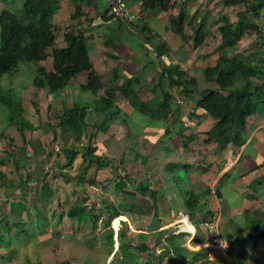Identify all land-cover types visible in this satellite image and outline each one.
<instances>
[{
    "label": "rangeland",
    "instance_id": "obj_1",
    "mask_svg": "<svg viewBox=\"0 0 264 264\" xmlns=\"http://www.w3.org/2000/svg\"><path fill=\"white\" fill-rule=\"evenodd\" d=\"M88 1L89 0L82 3L86 17L83 16L79 19H71L70 16L73 12L71 0H60V7L53 20V24H57L54 46H64L63 34L67 27L76 31L78 26H81L86 32L87 40H90L91 44L95 42V51L97 52L104 50V47H102V44H104V38H102L104 34H109L110 40L115 41V35H119L118 32L125 28L127 31L129 30L128 35H131L133 39L140 43L143 42L141 31L139 29L138 31L136 27L131 25L137 23L136 18L131 21L121 19L122 22L120 26L119 24L116 25L121 28H116V26L114 27L116 23L113 20L112 22H106L102 18L103 15L107 14L104 8L109 0ZM124 1L127 2L128 5L136 1L137 5L132 4L133 6L131 5V7L137 14L141 12L137 10V6L140 4L138 0ZM172 2L169 11L164 13V19L167 20L166 26H170V20L174 19L180 10L184 11L185 9L184 4L186 1L173 0ZM189 4L191 12L193 8V13L191 16H188L185 28L187 31L191 30V26L199 20L203 13H205L207 29L210 32V36L207 39L209 47H214L215 43L218 42L219 32L217 26L221 24L220 17L227 15V20L234 21L236 19V11L243 8L240 4L226 7L220 0H193V2L190 1ZM2 8L3 5L0 0V10ZM147 13V17H149L151 13ZM154 13L157 15L158 12ZM193 16H195V19L192 18ZM87 20L90 21V23H88ZM188 21H191V26ZM156 23L159 24L160 22L157 21ZM259 23L262 24L264 30V17L260 18ZM136 25L137 28H139L138 23ZM107 30H109V32H107ZM106 45L108 46V44ZM256 47L260 48L259 55L264 62V35L262 38L255 39V34L253 32L246 34L235 48H228L226 52L228 54H233L236 51L244 52V55L249 57ZM105 50L106 53L107 49ZM51 51L52 47H48L46 50L48 57L46 59L31 61L26 65L20 66L16 74L12 76L5 74L0 77L1 91L13 88L12 94L21 98L23 117L35 127V130L24 129V133H20L14 124H8L5 118L8 109L5 105L0 103V155L8 153L11 149L10 158L6 160L5 165L1 168L6 174L4 181L7 183L10 181L18 182L20 179L24 180L20 188L26 189V192H24V200H26L29 206L28 213L22 212V216H17V218L13 217L12 220L18 218H22V220L26 219L27 227H31V233H29V235L17 236L15 240L12 238L7 246L0 245V253H4V258H7L6 261L0 258V264H27L28 262H32V264H108L113 252L118 247L117 234L121 231L124 232V235L132 244L142 243L147 247L146 251L137 250L140 260L153 259V264H173L175 262L173 256L176 254V250L180 251L178 246H183L189 250H194L195 247L197 248V245L192 241V234L190 233L194 231L193 225L198 230V235L206 234V226L199 221L203 213V203H205V199L201 200L203 195L198 193L200 184L195 185L194 188L193 183L189 181L190 177L188 171L189 169H193V164L187 167L183 166L181 161L183 159L182 151H179V147H177L175 142V144H173V139L171 140L170 138L164 145L165 150L163 152L168 155L166 162L169 161L174 163L177 161L178 163L177 166H173V170L170 169L167 172L171 175V179H166L163 175V169H165V167H163V158H161L163 154L161 151V142L156 143L154 146H150L154 148L153 150L157 152L158 158L161 159L153 161L154 172L152 175H149V178L146 173V167L144 166V164L149 163L146 161V163L141 165L142 162L139 160L141 159L140 157H143L144 160L147 157L152 159L153 155L145 150V143L147 140L144 137H138L140 135L144 136L143 133H138V131L141 129V124L147 123L148 119L140 111L137 112L133 109V111L127 112V110H121L116 115L119 119L123 118L124 121H122V123L118 120V122L114 121L116 123L113 122V125L107 133H101L94 139L95 143L100 142V149L105 148V150H102L103 153L100 156L104 159H109L110 165L99 169H96L94 163L90 166L85 176L87 179L95 178L96 183L94 185H89L87 183L79 185L74 181H66L65 176L63 177L64 173L74 176L81 170V167L76 169L79 156L75 158L72 167H62L64 155L60 149L63 146L69 147L71 139L67 137L62 140L59 137H52L51 131L56 125L54 115L61 111L63 104H71V99L74 96H77L75 98L76 101L81 103L84 101H91L92 96L90 92H76L79 78L80 80L83 78L80 74L77 78L71 79L70 86L54 94V96L49 95L47 91L39 89L32 84V78L40 73L41 70L43 73L51 72ZM91 52L92 50L90 53ZM159 56V59L167 66L165 68H169V65L173 63V58L170 54L166 55L162 53ZM154 63L151 64L147 70L153 69L154 65H156ZM180 71L183 72L182 74L185 75L186 78H191L188 72ZM131 77H133V75H131ZM197 77L204 78L203 72L197 70L193 73V78L196 79ZM135 88L137 89V87ZM160 93L161 90L158 89L153 92V96L158 97ZM153 96L148 98V96L141 95L144 101L152 99L150 100L151 108H153L155 103L159 100L153 98ZM48 103H50L51 109L47 108ZM183 105L184 103L173 104V108L178 106V110L172 116L173 119L179 120L178 117L181 116H179L181 111H186L181 107ZM180 107L182 108L181 111L179 110ZM151 108L148 110L149 114H153ZM113 109H116V105H114ZM194 113L193 111V114ZM212 118L213 122L217 121L216 117L212 116ZM171 122L172 120H169L165 126H169ZM173 129L177 131L178 125L175 124ZM171 131L167 128L166 133H162L163 137L167 135L171 136ZM92 132L93 128L91 126L86 128L82 141L76 144L79 151L85 148L89 135ZM144 132L150 133V129H145ZM179 132L180 134L176 135L178 138H176V141L179 145L184 147V143L187 142L186 137L192 138V136H188V134L185 133V129H180ZM128 137L131 139H128ZM196 138L195 145H199L201 143V138H199V136ZM56 147H58V149H56ZM107 147L109 148L106 150ZM197 157L198 154L195 158ZM24 158L26 159L25 162L23 161ZM133 158L139 159L137 160L138 163L134 162L135 160L133 161ZM19 165H23L24 167L16 170V166ZM58 173H60V176L56 177ZM118 180L125 181V186L121 192H117L115 188V183ZM44 181H47L52 189L51 195L46 199L42 197V183ZM139 181L148 182L150 185L156 186L159 190V194H161L158 199V213H165V217L158 228L150 226L152 224L149 222L151 216H142L134 211H123L119 205V202L131 200L129 195L124 192L133 190ZM162 182L165 184L164 188H162ZM0 188L11 187L2 185ZM247 189L249 188H245V191L247 193L250 192V189ZM191 191L195 194L193 198L197 200V204H194L192 214L187 212V208L183 203L185 198L190 197ZM251 192H254L251 194L256 196L257 199L253 200L255 206L250 209L251 211L248 210V212H245V214L247 216H258L261 214V211H264V188L259 192L251 188ZM205 197L208 198V195L206 194ZM232 197L235 198V196ZM18 198H20V194H18ZM76 202H84L87 208L93 209V213L95 212V214L97 213V215H99L94 224H92L91 219L78 222L75 219H69L66 215L61 218L60 222L57 221L59 216L58 213L65 212ZM104 202L116 205L117 208H119L118 212H120V215L115 216L109 223H107V212L102 209V204ZM3 209L7 210V204L0 206V216ZM37 209L40 211L37 212ZM39 214L44 215L46 219H41ZM182 215L188 217L193 225L189 220H184L186 217L183 218V224L180 221H175L182 217ZM202 218L204 217L202 216ZM122 220H124V222H122ZM212 220L206 219L205 221L209 222ZM238 220L241 222L243 221L244 224L242 226L246 225L244 217L238 216ZM41 221H43V224H41ZM220 226L218 225V228L221 232ZM236 227L237 224L230 222L227 228L234 231ZM239 227H241V225H239ZM9 230H12V228H9ZM188 230L190 232H188ZM111 232L114 239L112 247L108 243V236ZM6 235V240L8 241L10 235ZM163 247L169 250L168 252H163L160 256L159 248ZM171 247L173 248L172 251H170ZM262 249L263 247L261 246L254 252L252 258L253 263H255L258 256H260L259 254ZM164 250L165 249H163V251ZM150 253H154V257H152ZM209 253H213L212 250H210ZM209 253L207 254L206 260L204 257L200 259L201 262L199 260L195 264H227L228 261L226 262V259L222 257V253L214 257L212 254L209 255Z\"/></svg>",
    "mask_w": 264,
    "mask_h": 264
},
{
    "label": "trees",
    "instance_id": "obj_2",
    "mask_svg": "<svg viewBox=\"0 0 264 264\" xmlns=\"http://www.w3.org/2000/svg\"><path fill=\"white\" fill-rule=\"evenodd\" d=\"M85 1L87 0H71L73 5L71 19L86 17L82 5ZM111 1L109 0L104 8L106 11ZM172 1L142 0L141 5L144 9H150L153 12L167 11L173 3ZM220 1L226 6L240 4L243 8L236 11L234 21H229L227 16H222L224 21L219 26L221 41L216 48L218 52L217 59L213 64L202 69L205 80L215 82L217 88L201 90L195 101V106L217 118V121L207 132L204 141L206 143L213 142L219 149H223L228 144L240 146L244 141L241 130L248 119L247 117L264 110V62L259 55L260 48L256 47L249 57L245 56L244 52L236 51L233 54L226 52V49L237 45L245 34L254 32L255 39L263 37L264 30L259 21L260 18L264 17V0ZM1 4L3 8L0 10V77L5 74L8 76L16 74L20 66L31 61L46 59L48 57L46 53L48 47H52L50 53L51 72L43 73L41 70L31 80L34 86L47 91L49 95H54L63 90L68 81L75 78L77 74L80 72L86 73V82L80 84V89L93 94L92 100L83 103L75 100L71 106L63 104L61 111L54 115L56 125L53 127L51 134L53 138L59 137L64 140L70 137L71 139L69 147L63 146L60 149L64 155L63 168L72 167L75 158L77 156L81 157V170L75 176L64 173L65 180L68 182L74 181L79 185L86 183L94 185L96 183L95 178L87 179L85 173L93 163L96 169L110 165L109 159L100 156L105 148L100 149V142L95 143L94 139L99 133H105L110 124L117 119L116 114L120 109L117 107L113 109L115 98L119 96L125 98L143 114H146L151 108L150 100L152 99L144 101L139 95V91L134 85L137 81L135 76L128 77L120 84L112 85L111 88L104 89L103 95H98L99 90L104 87V82L101 81L100 76L93 68L89 55V49L92 45L87 42V34L83 28L78 26L76 31H73L67 27L63 34L65 45L54 46L57 24H53V20L60 7V0H1ZM102 18L104 21L117 19L121 22L120 18L107 14L103 15ZM192 18L195 19L194 16ZM187 19L188 15L180 10L175 18L170 20V28L175 33L191 39L194 46H200L210 34L205 18L202 17L193 24L190 33H187L184 29ZM87 22L90 23L88 20ZM188 22L191 25V21ZM162 48H165L164 44H162ZM182 73L177 65H169V68H163L158 77L165 75L169 84L180 85L181 92L185 95L198 91L195 78H186ZM158 86L162 92L158 97L153 96V98L159 100L151 109L153 116L167 119L168 115H174L178 109H172V94L165 91L161 84H158ZM12 90L13 88L2 91L0 89V103L9 110H7L5 116L8 124H14L20 133H24V129L34 130L35 127L22 115L21 98L12 94ZM47 108L51 109L50 103L47 104ZM119 121L122 123L124 119L122 118ZM89 126L93 128V132L89 135L85 148L79 151L76 144L82 141L84 131ZM187 139L189 141L192 138L188 137ZM10 151L11 149L8 153L0 155V186L5 185L11 187V189H16L22 186L24 180L20 179L18 182L10 181L6 183L4 181L6 174L1 170L6 160L11 156ZM174 165L177 166L178 163L167 164V170H173ZM183 166L185 167V165ZM16 170H19V166H16ZM58 176H60V173L56 177ZM124 186V180H118L115 183L117 192H121ZM42 187V197L46 199L51 195L52 189L47 181L42 183ZM124 193L129 195L131 200L119 202L121 209L123 211H134L142 216H151L150 219H153L154 222L150 226L158 228L160 224L157 221L159 216L158 199L161 196L158 188L148 182L139 181L133 190ZM193 197H195V194L191 191L190 197L185 198L183 201L187 212L190 214H192L194 204H197L196 198ZM247 199L253 201L257 197L248 194ZM28 209L29 206L23 197L9 202V212L11 214L19 216L21 212L28 211ZM102 209L107 212V223L115 216L120 215L119 208L114 204L104 202ZM38 211L40 210L37 209ZM245 212H248V210L243 213L245 226H237L234 231L227 228L228 225L223 226V233L229 238V245L222 253V257L226 259V262L228 261L227 264H264V211H261L258 216H247ZM58 214V222L66 215L69 219H75L78 222L91 219L92 224L99 216L97 213H93V209L87 208L84 202L73 203L65 212ZM208 214H211V212L206 211L203 214L204 218L201 216L200 223H203L206 219L212 220V217ZM39 217L46 219L42 214H39ZM185 217L183 215L181 220H188L187 217L183 220ZM231 223H233L232 220ZM41 224H43V221H41ZM27 226L26 220L18 218L11 221L1 214L0 245L7 246L10 239L15 240L17 236L29 235L31 227ZM9 228H12V230H9ZM6 234L10 235L8 241L6 240ZM108 237V243L112 247L114 243L112 232ZM117 240L118 247L113 252L108 264H153V259L140 260L138 257V251H146L145 244H132L122 231L117 234ZM192 241L196 244L201 240L199 237H194ZM261 246L263 249L260 251V256L253 263L254 252ZM178 247L180 251L176 250L177 252L173 256L175 260L173 264H195L204 257L206 260L207 254L211 250L210 247L197 250H189L183 246ZM163 249L165 250L163 251ZM168 250L164 247L159 248L160 256ZM172 250L171 247L170 251ZM154 253H150V255L154 257Z\"/></svg>",
    "mask_w": 264,
    "mask_h": 264
},
{
    "label": "crops",
    "instance_id": "obj_3",
    "mask_svg": "<svg viewBox=\"0 0 264 264\" xmlns=\"http://www.w3.org/2000/svg\"><path fill=\"white\" fill-rule=\"evenodd\" d=\"M138 1L140 2V4L137 6L138 8L137 10L141 11L138 14L131 7L132 4L137 5L136 1L130 3L129 4L130 6L128 4L127 5L131 10V12L134 14L135 16L134 18H136V22L138 23L139 28H137L136 25L137 23L135 25L134 24L131 25L133 27H136L137 30L139 29L141 31L140 32L141 35H143L142 43L137 42L135 39H133L131 35H128L129 30L127 31L125 28L123 30H120V32H118L119 35H115L116 36L115 41L110 40L109 34L106 33L103 35L104 37L102 38H104L103 41L105 43L102 44V47H104V50H101L100 48L101 51L99 52L95 51V42L91 44L92 46H90L89 55L93 68L100 76L101 81L104 82V87L103 89L99 90L98 95H103L104 89L111 88L112 85L120 84L124 79L131 77V75H133L137 78V81H135L136 83L134 85L135 87H137L140 96L141 95L146 97L148 96V98L150 96H153L154 95L153 92L160 89L158 84L159 85L161 84V86L164 88L165 91L172 94L171 105L173 110H176V108H178V106L173 108V104L184 103V105L181 107L184 108L186 111L185 112L181 111L182 108L180 107L179 110L181 111V114H179V116L180 115L181 116L178 117L179 120L173 119L172 117L173 115H168L167 119H161V118H157L155 115L153 116V114H149L148 112L144 114L148 119V121L145 124L144 123L141 124L140 127L141 129L138 131V133H143L144 136L140 135L138 137H144L147 140L145 143V150L149 154L152 153L153 157L152 159L147 157L145 160L143 159V157H140L141 158L140 160L133 158V161L135 160L134 162H137V160H139L140 162H142L141 165H143L147 161V163L149 164H144V166L146 167L147 170L146 172L148 174L147 176H149L152 175L154 172L153 161L156 159L160 160L161 158H163L162 164L163 167H165L166 169V171L165 169H163V175L165 176L166 179L167 178L171 179L170 178L171 175L167 173L168 170L166 166L169 163L175 164L177 163V161L174 163L169 161L166 162L168 155L163 151L165 150L164 145L167 143V140H169L170 138L173 139V144L176 143L177 147H179V151H182L183 159L181 161L183 165L187 167L193 164V169H189L188 171L190 177L189 181L193 183L194 188L195 185L200 184L198 187V193L203 195L201 200L205 199L204 201L205 203H203L204 205L203 213L201 214V216H203V214L206 211H208L209 213L211 212V214H208V216H211L212 219L216 220L219 226L221 225L220 226L221 235L223 239L229 241V238L226 237L227 235L225 236V234L223 233V229H222L223 226L228 225L231 222V220L233 221V223L237 224V226L243 225L244 224L243 221L242 222L239 221L238 216L244 217L243 211L245 210L251 211L250 209L253 206H255L253 201L247 199L248 194L254 193L251 192V188L252 189L254 188L255 191L257 192L261 191V189L264 188V110L259 111L257 113H253L247 117L248 119L241 130V135L244 141L240 146L228 144L223 149H219L216 146V144L213 142L206 143L204 141V139L207 136L206 134L211 129V127L214 125L215 122H213V118L211 115L206 113L203 109L196 107L194 104L201 90L206 88L216 89L217 84L213 81H207L205 80V78L197 77L198 80L196 78L195 81L198 91L191 93L190 95H185L181 92L180 85H176V84L170 85L165 75L158 77L162 72L163 68L167 67L163 63V61L159 59L160 57L159 55L162 53L166 55L170 54L171 57L173 58V63H171L170 65H177L179 67V70L188 72L191 78H193V73H195L197 70L202 71V69L205 66L213 64L217 59L218 52L216 51V48L218 47L221 41L219 26L223 23L224 20L221 16L220 17L221 24L217 26L219 32V39L218 42L215 43L214 47H209L207 44L208 43L207 39L209 38L210 34L200 46H194L191 39H188L186 37L181 36L180 34L175 33L174 31H172L170 26H166L167 20L164 19V15H165L164 13L168 12L169 9L167 11H159L156 15L150 9L145 10L143 8V6L141 5L142 0H138ZM181 1H186L184 4L185 7L184 12L188 16H191L193 13V8L191 12V8L189 7L190 5L189 2L190 1L193 2V0H181ZM232 6H237V5H232ZM146 11L151 13L149 17H147L148 13ZM202 17L205 18V22H206L205 13L201 15L199 20ZM112 20L116 23L114 27L118 24L120 26L122 22V21L119 22L120 20L117 19H111L106 22H112ZM157 21H159L160 23L159 24L156 23ZM118 27L116 26V28ZM184 29L187 33L191 32V30L187 31L185 27ZM107 32H109V30H107ZM245 35L242 38H244ZM87 42H90V40H87ZM106 44H108V46ZM162 44H164L165 48H162ZM236 46L237 45H235L234 48ZM105 49H107L106 53H105L106 51ZM91 50L92 52L90 53ZM153 63L156 64L154 65V68L147 70V68L151 66V64ZM79 74L82 75L83 78L81 80L79 78L78 81L79 83L76 92L77 93L78 91L89 92L80 89V84L86 82V73L80 72ZM79 74H77L76 78L78 77ZM70 81L71 80L68 81V84L66 85L65 88L70 86ZM91 96L93 97V94H91ZM76 97L77 96H74L71 99V104L66 106H71L73 102L76 100L75 99ZM115 105L117 108L120 109L119 112L121 110L122 111L127 110V112H131L133 111V109L134 111L135 110L137 112L139 111L135 109L128 102V100H126L121 96L115 98ZM193 111L196 114L195 113L193 114ZM117 120L119 121L120 119L117 117L115 121L118 122ZM169 120L170 121L172 120V122L169 124V126L166 127L165 124H167ZM175 124L178 125V130L176 129L177 131H174L173 129V126ZM112 125L113 122L110 124V127ZM110 127L105 133H107L110 130ZM167 128H169V131L172 130L170 132L172 135L171 136L167 135L163 137L162 133L163 132L166 133ZM145 129H150V133L147 132L145 133L144 132ZM180 129H185V133L188 134V136H192V139L189 141L187 139L188 137H186L187 142L184 143V147L182 145H179V143H177L176 141L177 138L176 135L180 134L179 132ZM100 134L101 133H99L98 135ZM197 136L201 138L200 139L201 143L199 145L198 144L195 145ZM129 138L130 137H128V139ZM158 142H161L162 144L161 151L163 154L161 158H158V155L156 154L157 152L153 150L154 149L153 147H150V146H154ZM108 148L109 147H107L106 150ZM197 154L198 157L195 158ZM25 158L23 160L24 162L26 161ZM80 164H81V157L79 156L76 169H79ZM22 167L24 166L19 165V169H21ZM157 179L161 180L159 178ZM164 187L165 184L162 182V188ZM245 188H249L250 192L247 193L245 191ZM24 192H26L25 188H16V189L0 188V206L7 204V210L3 209L2 212L3 216L8 217L9 220L11 221H13L12 220L13 217L17 218L16 214H11L9 212V202L12 200L22 199V197L24 198L25 197ZM18 194H20V198H18ZM206 194L208 195V198L205 197ZM232 196H235V198ZM28 211L24 210L23 212L28 213ZM19 216H22V212ZM164 217H165V213L163 214L159 213L158 219L157 218L156 219L160 224H162ZM182 217H180L178 220L175 221H180L183 224L184 222L181 220ZM149 222L152 223L154 222V220L150 219ZM193 228H194L193 233L190 232L192 234L191 237L193 239L194 237L197 238L199 237L201 240L200 242L196 243L197 248L195 247L194 250L203 247H210V242L208 240L207 235L206 234L198 235L197 233L198 230L194 225ZM212 252L213 253H209V255L212 254L214 257L215 255H219V253H223L224 250H218V251L212 250ZM4 257H5L4 253H0V258L6 261L7 258L5 259ZM27 264H32V262H28Z\"/></svg>",
    "mask_w": 264,
    "mask_h": 264
},
{
    "label": "built area",
    "instance_id": "obj_4",
    "mask_svg": "<svg viewBox=\"0 0 264 264\" xmlns=\"http://www.w3.org/2000/svg\"><path fill=\"white\" fill-rule=\"evenodd\" d=\"M107 15L127 20H132L135 17L124 0H112L108 6ZM203 224L206 226V234L212 250H226L229 241L223 239L216 220L204 221Z\"/></svg>",
    "mask_w": 264,
    "mask_h": 264
},
{
    "label": "bare ground",
    "instance_id": "obj_5",
    "mask_svg": "<svg viewBox=\"0 0 264 264\" xmlns=\"http://www.w3.org/2000/svg\"><path fill=\"white\" fill-rule=\"evenodd\" d=\"M90 1V0H89ZM88 1V2H89ZM13 4V3H12ZM192 4V3H191ZM67 8V7H66ZM89 8V7H88ZM95 8V7H94ZM14 9V8H13ZM153 9V8H152ZM140 16V15H139ZM95 17V16H94ZM140 20V19H139ZM117 22V21H116ZM76 24V23H75ZM192 24V23H191ZM191 26V25H190ZM132 27V26H131ZM150 27V26H149ZM149 38V37H148ZM4 39V38H3ZM189 39V38H188ZM3 41V40H2ZM101 43V42H100ZM105 43V42H104ZM107 43V42H106ZM105 46V45H104ZM160 50V49H159ZM156 51V50H155ZM107 54H109V53H107ZM159 55V54H158ZM86 57V56H85ZM166 59V58H165ZM87 60H88V58H87ZM86 62V61H85ZM25 64V63H24ZM184 67H186V66H184ZM28 68V67H27ZM189 71V70H188ZM92 72V71H91ZM114 81V80H113ZM89 82V81H88ZM92 86V85H91ZM97 86V85H96ZM139 86V85H138ZM84 87V86H83ZM86 88H88V87H86ZM94 88V87H93ZM98 88V87H97ZM118 88H119V86H118ZM95 89V88H94ZM121 91V90H120ZM183 91V90H182ZM122 92V91H121ZM130 92V91H129ZM176 92V91H175ZM111 93V92H110ZM129 94V93H128ZM127 96V95H126ZM132 96V95H131ZM111 97V96H110ZM130 97V96H129ZM109 98V97H108ZM183 98V97H182ZM130 99V98H129ZM150 120V119H149ZM172 140V139H171ZM170 140V141H171ZM191 187V186H190Z\"/></svg>",
    "mask_w": 264,
    "mask_h": 264
},
{
    "label": "clouds",
    "instance_id": "obj_6",
    "mask_svg": "<svg viewBox=\"0 0 264 264\" xmlns=\"http://www.w3.org/2000/svg\"><path fill=\"white\" fill-rule=\"evenodd\" d=\"M109 6V5H108ZM131 21V20H130ZM188 232H190L189 230H188Z\"/></svg>",
    "mask_w": 264,
    "mask_h": 264
}]
</instances>
